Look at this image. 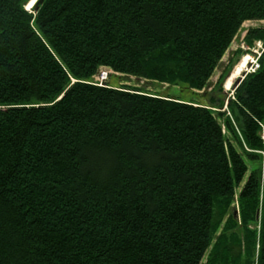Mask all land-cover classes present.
I'll return each mask as SVG.
<instances>
[{
    "label": "trees",
    "instance_id": "trees-1",
    "mask_svg": "<svg viewBox=\"0 0 264 264\" xmlns=\"http://www.w3.org/2000/svg\"><path fill=\"white\" fill-rule=\"evenodd\" d=\"M28 1L0 0V264H264V50L225 110L195 93L264 0Z\"/></svg>",
    "mask_w": 264,
    "mask_h": 264
},
{
    "label": "rangeland",
    "instance_id": "rangeland-1",
    "mask_svg": "<svg viewBox=\"0 0 264 264\" xmlns=\"http://www.w3.org/2000/svg\"><path fill=\"white\" fill-rule=\"evenodd\" d=\"M30 1L31 0L28 1V4ZM28 4L26 6H28ZM261 26H264V20L246 21L242 24V27L239 30L238 34L235 36L231 45L229 46L226 53L222 57L220 66L215 70L214 74L210 78L209 85L201 91H195V93L201 95L203 92H206L210 94L212 97H214L215 99L224 101V106L222 110L226 109L225 103L227 104V100L233 93L234 82L240 79L242 77V74L245 73L243 72L242 74H240V76L235 78V80L232 81L231 87L229 89H225L227 81L231 79L233 72L235 71L239 63L241 62L242 57L248 55L250 56V58L253 59V62H251L248 65V72H249L251 69L250 65H252L255 62L254 60L259 55V52L261 53L264 50V49L261 50L262 49L261 42H255L252 47H249L244 43V36L246 33V29H248L249 27H261ZM256 63H257V60H256ZM102 69H105V68H102ZM105 70L108 72V77L106 81L103 82V84L105 83L108 85L110 84V85H117V86L128 85V86H133V87H145L150 92H154L158 95H168L171 97H177L180 95L184 97L187 96V94H185L184 92V89L179 85L158 83L152 80H138V79H135L134 77H124L120 74L114 73L113 71L107 68ZM251 72L252 71H250V73ZM97 76L98 74L94 77V82L96 83H97ZM220 76H222L221 80L219 79ZM220 88H222V91H220ZM181 90L183 92H180ZM192 98H195V97L192 96ZM261 135L264 136V132H262ZM236 208H237V204H236L235 209ZM204 262H205V259L203 260L202 264H204Z\"/></svg>",
    "mask_w": 264,
    "mask_h": 264
},
{
    "label": "bare ground",
    "instance_id": "bare-ground-1",
    "mask_svg": "<svg viewBox=\"0 0 264 264\" xmlns=\"http://www.w3.org/2000/svg\"><path fill=\"white\" fill-rule=\"evenodd\" d=\"M33 2L35 1L31 0L28 6H26V9H31ZM251 62H253V59L250 58V56L247 55V56L242 57L241 62L236 67L235 71L233 72L231 79L227 81L225 89H229L231 87L232 81L235 80V78H237L238 76H240V74H242L243 72H247L248 65Z\"/></svg>",
    "mask_w": 264,
    "mask_h": 264
},
{
    "label": "built area",
    "instance_id": "built-area-1",
    "mask_svg": "<svg viewBox=\"0 0 264 264\" xmlns=\"http://www.w3.org/2000/svg\"><path fill=\"white\" fill-rule=\"evenodd\" d=\"M254 61L255 62L251 65V69H250V71L252 72L258 68V64L256 63V60ZM107 77H108V72L105 69H101L97 76L98 84L101 85L103 82H105Z\"/></svg>",
    "mask_w": 264,
    "mask_h": 264
},
{
    "label": "water",
    "instance_id": "water-1",
    "mask_svg": "<svg viewBox=\"0 0 264 264\" xmlns=\"http://www.w3.org/2000/svg\"><path fill=\"white\" fill-rule=\"evenodd\" d=\"M41 2V0H36L34 3H33V5L35 6V8H37L36 7V5L38 4V3H40ZM244 76H245V73H243L242 74V77L240 78V79H238L237 81H235L234 82V89L239 85V83L241 82V80L244 78Z\"/></svg>",
    "mask_w": 264,
    "mask_h": 264
},
{
    "label": "crops",
    "instance_id": "crops-1",
    "mask_svg": "<svg viewBox=\"0 0 264 264\" xmlns=\"http://www.w3.org/2000/svg\"><path fill=\"white\" fill-rule=\"evenodd\" d=\"M112 86L117 87V85H112Z\"/></svg>",
    "mask_w": 264,
    "mask_h": 264
}]
</instances>
